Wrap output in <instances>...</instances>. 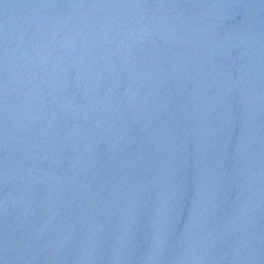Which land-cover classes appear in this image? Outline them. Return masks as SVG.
Wrapping results in <instances>:
<instances>
[{"label": "water", "instance_id": "water-1", "mask_svg": "<svg viewBox=\"0 0 264 264\" xmlns=\"http://www.w3.org/2000/svg\"><path fill=\"white\" fill-rule=\"evenodd\" d=\"M0 264H264V0H0Z\"/></svg>", "mask_w": 264, "mask_h": 264}]
</instances>
